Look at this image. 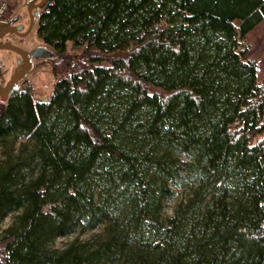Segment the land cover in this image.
Here are the masks:
<instances>
[{
  "label": "trees",
  "instance_id": "16d2710c",
  "mask_svg": "<svg viewBox=\"0 0 264 264\" xmlns=\"http://www.w3.org/2000/svg\"><path fill=\"white\" fill-rule=\"evenodd\" d=\"M37 33L56 79L0 102V264H264V0H47Z\"/></svg>",
  "mask_w": 264,
  "mask_h": 264
},
{
  "label": "flooded vegetation",
  "instance_id": "af4514ba",
  "mask_svg": "<svg viewBox=\"0 0 264 264\" xmlns=\"http://www.w3.org/2000/svg\"><path fill=\"white\" fill-rule=\"evenodd\" d=\"M39 1L22 0L21 9L18 8L0 20L6 22L0 28V45L15 44L26 51L29 63L32 66L27 73L36 64L46 58L53 57L55 53L50 46L43 43L37 33L40 18L47 5V0L37 5ZM21 60V56L13 50L0 47V86L5 84L13 70L22 65L23 62ZM25 76L18 82L19 87Z\"/></svg>",
  "mask_w": 264,
  "mask_h": 264
},
{
  "label": "rangeland",
  "instance_id": "374dc122",
  "mask_svg": "<svg viewBox=\"0 0 264 264\" xmlns=\"http://www.w3.org/2000/svg\"><path fill=\"white\" fill-rule=\"evenodd\" d=\"M21 2L22 0H10L6 15L14 12L18 8L21 9ZM67 48L69 49V51H75L78 49V47L74 46L71 42L67 43ZM56 58L57 55L56 53H54L53 57L51 56L49 58H46L44 61L36 64L25 76V79H28L35 87L36 98L43 99L51 93L52 86L56 79V77L52 74V66ZM189 192L190 188L188 187L187 183H183L175 187V194L173 196L162 199L158 216L163 219L166 216L170 215L172 213L173 207L177 203L184 201L187 198ZM10 216H7L3 219L0 228H4L9 224V222L11 221ZM99 232H101V228L86 233L76 232L66 237H60L54 240L51 247L55 249H60L65 247L68 243L73 240H77L78 242L84 241L86 239L92 238L95 234H98Z\"/></svg>",
  "mask_w": 264,
  "mask_h": 264
},
{
  "label": "water",
  "instance_id": "95a60500",
  "mask_svg": "<svg viewBox=\"0 0 264 264\" xmlns=\"http://www.w3.org/2000/svg\"><path fill=\"white\" fill-rule=\"evenodd\" d=\"M46 0H40L37 5L45 2ZM6 22L0 21V28L5 25ZM5 30V29H3ZM2 32V31H1ZM0 47L8 48L19 54L22 58V65L12 71L11 75L3 86H0V101L7 102L9 97L19 88L18 82L26 75L27 71L32 67L28 60L26 51L15 44H1ZM20 64V63H19ZM19 66V65H18Z\"/></svg>",
  "mask_w": 264,
  "mask_h": 264
},
{
  "label": "built area",
  "instance_id": "2783aa9c",
  "mask_svg": "<svg viewBox=\"0 0 264 264\" xmlns=\"http://www.w3.org/2000/svg\"><path fill=\"white\" fill-rule=\"evenodd\" d=\"M10 0H0V20L6 15Z\"/></svg>",
  "mask_w": 264,
  "mask_h": 264
},
{
  "label": "bare ground",
  "instance_id": "6f19581e",
  "mask_svg": "<svg viewBox=\"0 0 264 264\" xmlns=\"http://www.w3.org/2000/svg\"><path fill=\"white\" fill-rule=\"evenodd\" d=\"M17 90H18V89H17ZM17 90H16V91H17Z\"/></svg>",
  "mask_w": 264,
  "mask_h": 264
}]
</instances>
